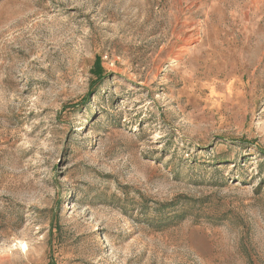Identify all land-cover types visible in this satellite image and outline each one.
<instances>
[{"label": "rangeland", "instance_id": "obj_1", "mask_svg": "<svg viewBox=\"0 0 264 264\" xmlns=\"http://www.w3.org/2000/svg\"><path fill=\"white\" fill-rule=\"evenodd\" d=\"M0 264H264V0H0Z\"/></svg>", "mask_w": 264, "mask_h": 264}, {"label": "trees", "instance_id": "obj_2", "mask_svg": "<svg viewBox=\"0 0 264 264\" xmlns=\"http://www.w3.org/2000/svg\"><path fill=\"white\" fill-rule=\"evenodd\" d=\"M91 74L93 76H96L97 79H104L105 78V74H104V69L102 67V64H101V60L98 59L96 64H95V68L93 69V71L91 72Z\"/></svg>", "mask_w": 264, "mask_h": 264}]
</instances>
